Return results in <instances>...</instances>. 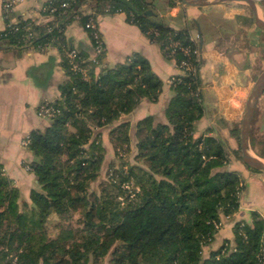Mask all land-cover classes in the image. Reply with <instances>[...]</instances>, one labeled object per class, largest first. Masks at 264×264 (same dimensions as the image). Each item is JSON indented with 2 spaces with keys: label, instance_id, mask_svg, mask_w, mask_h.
Returning <instances> with one entry per match:
<instances>
[{
  "label": "trees",
  "instance_id": "obj_1",
  "mask_svg": "<svg viewBox=\"0 0 264 264\" xmlns=\"http://www.w3.org/2000/svg\"><path fill=\"white\" fill-rule=\"evenodd\" d=\"M64 3L67 7H61ZM168 3L174 7L178 2ZM84 4L91 10L88 15L80 10ZM44 8L47 22L27 19L7 23L0 31V40L14 48L37 52L57 46L66 77L50 104L54 115L48 126L27 137L26 150L33 157L27 165L38 184L29 203L20 200L0 164V264H103L106 257L108 264H264V220L256 213L249 224L233 225L232 241L224 240L203 257L221 216L232 219L238 213L244 184L228 170L230 155L240 159L239 147L230 150L211 129L194 137L195 124L204 115L199 44L190 33L191 25L198 28L196 21L183 15L184 27L171 28L156 14L155 0H47ZM114 13L124 14L178 70L171 78L165 122L147 116L133 133L129 123H118L121 116L142 100L156 103L161 93L162 82L148 62L134 55L96 72L105 54L89 59L92 38L88 50L63 41L69 23L78 21L84 28L96 15ZM71 51L73 60L67 55ZM182 64L188 69L182 71ZM106 128L119 163L109 162L105 178L91 190L106 165ZM229 135L239 143V129ZM261 147L264 140L257 144L252 137L257 157L263 155ZM132 148L134 164H129L124 156ZM131 181L133 195L128 197ZM74 214L78 230L63 225ZM53 216L58 223L50 238L46 226Z\"/></svg>",
  "mask_w": 264,
  "mask_h": 264
},
{
  "label": "crops",
  "instance_id": "obj_2",
  "mask_svg": "<svg viewBox=\"0 0 264 264\" xmlns=\"http://www.w3.org/2000/svg\"><path fill=\"white\" fill-rule=\"evenodd\" d=\"M46 1L22 0L9 12H5L0 3V31L7 23L15 24L27 19L36 24L47 22L49 19L42 15ZM223 6L188 7L178 2L176 6L169 7L168 0H155L156 14L174 29L183 28L186 20L196 21V15L212 14L213 8ZM80 10L84 15L91 13L86 4ZM257 11L264 18V11L259 6ZM239 16L246 17L245 24H239L245 29L235 41L232 38L222 39L213 32L214 27L208 22L198 24L195 35H191L199 44L197 52L204 107L202 119L195 124L194 137L211 129L215 136L227 143L230 150H236L238 142L229 135V131L240 129L244 106L264 69V31L255 28L253 23L249 25L250 11L248 14L243 10L237 11L227 18L235 20ZM95 21L106 49L101 67L96 72L139 55L162 82L156 103L142 100L134 111L127 116L122 115L118 123H129L132 133L136 123L147 116L164 123L163 110L173 95L170 79L178 74L174 62L166 60L158 46L151 43L136 26L129 24L124 14L96 15ZM62 33L63 41L69 47L88 50V35L78 21L66 25ZM60 54L57 46L36 52L34 49L14 48L0 40V164L12 186L20 191L22 202L29 203V193L37 189L38 184L33 174L24 169L33 157L21 142L31 132L48 126L49 121L40 118L37 111L40 105L58 99L60 87L66 81ZM261 94L249 130L251 150L252 137L257 139V144L258 140H264V91ZM107 132V128L102 131L105 139ZM260 151L262 157L251 155L264 161V148L261 147ZM229 158L228 170L240 176L244 189L240 194L238 213L223 224V230L216 234L209 251L217 250L224 240L232 241L235 223L242 221L249 224L253 213L264 220V173L248 169L231 155Z\"/></svg>",
  "mask_w": 264,
  "mask_h": 264
},
{
  "label": "rangeland",
  "instance_id": "obj_3",
  "mask_svg": "<svg viewBox=\"0 0 264 264\" xmlns=\"http://www.w3.org/2000/svg\"><path fill=\"white\" fill-rule=\"evenodd\" d=\"M228 5H224L221 8L220 7L213 8L212 9L213 10L212 14L196 15V25H198V24L200 25L203 22H208L210 25H212L214 27L213 28L214 29L213 32L215 34H219L222 39H230V38H232V40L235 41L238 37L242 36V34H243L242 32L244 31L245 28H243L239 24H242V25L245 24V22H246L245 18L246 17L239 16L235 20L228 19L227 17L231 13L234 14L235 12L242 11V10L245 11V13L247 12V14H248L250 10L245 5H243L242 3H239V2H235L234 4H228ZM257 5L264 11V6H263L264 4L261 3V4H257ZM190 33H191V35H195V33H196V29L192 25H191ZM102 142H103L104 146H106L108 148L109 152H108L107 157H106V165L103 166V169L101 171V176H100V178H98L97 181H95L90 186L91 190H96L97 189L96 186L99 184V182L101 180H103L105 178L104 177L105 176V171L107 169V166H108L109 162L114 161L116 164L119 163V161L116 159L115 155L112 152V148L110 146L108 138L106 137V139H105V138L102 137ZM238 147H239V143L237 144V149H238ZM133 150L134 149H131V151L128 153V155L126 156V154H125V156H124V157H127V159H128L127 162L129 164H134V161H133L134 152H133ZM249 151H250V153L252 155L255 156L253 151L250 149V146H249ZM235 160H236V162L239 161L242 164H244L243 161H241V159H238V160L235 159ZM130 183L127 184V186H126V191H128V197L133 195V189H134L133 182L131 181ZM239 202H240V195H239ZM78 217H79L78 214H74L71 219H69L67 221H64L63 225H71L72 227H74L77 230L80 229L81 227L79 225H77V223H76V219ZM220 219H221L220 220V227H219L218 232L220 230H223V224L226 221H228V219H226L225 217H222V216H221ZM57 223H58V219H56L54 216L51 217L49 219L48 223H47L46 227H47L48 234H49L50 238H53L55 236V234H56V227L55 226L57 225ZM208 247L204 248L203 257L208 255V253L210 252L208 250ZM108 260H109L108 257H106L104 262H103V264H108L109 263Z\"/></svg>",
  "mask_w": 264,
  "mask_h": 264
},
{
  "label": "water",
  "instance_id": "obj_4",
  "mask_svg": "<svg viewBox=\"0 0 264 264\" xmlns=\"http://www.w3.org/2000/svg\"><path fill=\"white\" fill-rule=\"evenodd\" d=\"M180 4L188 7H200V8H211L218 5H228L234 4L235 2H240L245 5L251 13V18L255 28H259L264 31V18L258 13L256 6L250 0H175ZM152 14L148 12L147 15ZM264 91V69L259 74L256 79L250 96L244 106L242 113L241 126L239 129V148H240V159L243 161L244 165L254 170L256 172L264 173V161H260L254 158L249 151V130L253 121V114L255 108L258 104L259 98Z\"/></svg>",
  "mask_w": 264,
  "mask_h": 264
},
{
  "label": "built area",
  "instance_id": "obj_5",
  "mask_svg": "<svg viewBox=\"0 0 264 264\" xmlns=\"http://www.w3.org/2000/svg\"><path fill=\"white\" fill-rule=\"evenodd\" d=\"M22 0H0V3L2 5V9L5 12H9L12 8H14L15 5H17L18 3H20ZM254 3V6H256V9L258 8L257 4H264V0H250ZM240 3V2H239ZM61 7H67V5L64 3L61 5ZM42 10H45V8L43 7ZM76 20L79 19V15H75L74 16ZM85 30H89L88 35V40H90L91 38L94 40L95 42V47L93 48V51L90 55V60L91 61H95L96 56L100 55L101 53H105L106 49L102 40V37L100 36V33L98 31V27L96 24L95 20H90L85 26H84ZM68 55V58L73 60L75 57V52L71 51ZM182 71H185L188 69V66L185 64H182ZM73 70L74 71H78V68L76 65H73ZM170 83H171V79H170ZM51 102H47L44 103L42 105L39 106L38 111H37V115L42 118V119H47L49 120L51 117H53L54 115V110L50 107ZM28 138L24 139L23 142L21 143L22 147L26 148L28 145ZM24 169L26 171L29 172V167L27 164L24 165ZM262 255H264V245L262 247Z\"/></svg>",
  "mask_w": 264,
  "mask_h": 264
},
{
  "label": "bare ground",
  "instance_id": "obj_6",
  "mask_svg": "<svg viewBox=\"0 0 264 264\" xmlns=\"http://www.w3.org/2000/svg\"><path fill=\"white\" fill-rule=\"evenodd\" d=\"M254 157V156H253ZM255 158V157H254ZM257 159V158H256Z\"/></svg>",
  "mask_w": 264,
  "mask_h": 264
}]
</instances>
